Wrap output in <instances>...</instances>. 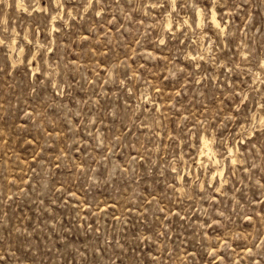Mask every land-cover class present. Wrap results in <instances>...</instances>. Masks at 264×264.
<instances>
[{
	"label": "rangeland",
	"instance_id": "obj_1",
	"mask_svg": "<svg viewBox=\"0 0 264 264\" xmlns=\"http://www.w3.org/2000/svg\"><path fill=\"white\" fill-rule=\"evenodd\" d=\"M0 264H264V0H0Z\"/></svg>",
	"mask_w": 264,
	"mask_h": 264
},
{
	"label": "bare ground",
	"instance_id": "obj_2",
	"mask_svg": "<svg viewBox=\"0 0 264 264\" xmlns=\"http://www.w3.org/2000/svg\"><path fill=\"white\" fill-rule=\"evenodd\" d=\"M198 18H199V24L202 22V13L201 11L198 12ZM212 23L215 27L217 28H222V22L219 21V19L217 18V13L215 10H213L212 12ZM172 25V22L169 20L168 23H167V27L170 28ZM214 152V149L212 147V145L210 144V141L209 139L204 136L203 137V150H202V153H207V154H212ZM230 152L233 153V149H230ZM216 158V157H215ZM200 160V159H199ZM216 164V163H215ZM217 172H219L220 174H222V172L220 170H217Z\"/></svg>",
	"mask_w": 264,
	"mask_h": 264
}]
</instances>
